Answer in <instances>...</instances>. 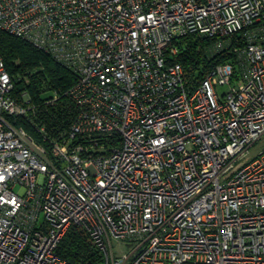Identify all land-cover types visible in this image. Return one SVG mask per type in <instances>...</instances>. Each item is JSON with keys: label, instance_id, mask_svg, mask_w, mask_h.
Instances as JSON below:
<instances>
[{"label": "built area", "instance_id": "2783aa9c", "mask_svg": "<svg viewBox=\"0 0 264 264\" xmlns=\"http://www.w3.org/2000/svg\"><path fill=\"white\" fill-rule=\"evenodd\" d=\"M0 31L75 78L34 99L0 56V264H82L71 228L100 264H264V0H0Z\"/></svg>", "mask_w": 264, "mask_h": 264}, {"label": "trees", "instance_id": "16d2710c", "mask_svg": "<svg viewBox=\"0 0 264 264\" xmlns=\"http://www.w3.org/2000/svg\"><path fill=\"white\" fill-rule=\"evenodd\" d=\"M187 49L176 58L188 71V77L200 76L201 67L206 62V53L193 38H184ZM181 42V43H182ZM203 42L202 47L207 45ZM0 56L5 62L6 69L14 76L15 90L26 89L34 99L38 98V87L44 81L59 91L71 85L75 78L64 67L57 64L49 54L7 33L0 31ZM195 70H198L195 72ZM28 79L25 83L24 78ZM73 106L67 99L60 100L55 106L48 107L43 116L48 119L47 127H68ZM29 130V128L27 127ZM59 255L70 262L82 264H100L101 255L96 251L88 236L78 228H71L58 247Z\"/></svg>", "mask_w": 264, "mask_h": 264}, {"label": "rangeland", "instance_id": "374dc122", "mask_svg": "<svg viewBox=\"0 0 264 264\" xmlns=\"http://www.w3.org/2000/svg\"><path fill=\"white\" fill-rule=\"evenodd\" d=\"M225 89H226V86L219 87L218 93L221 94L222 92L225 91ZM45 97H46V94L43 95V98H45ZM261 149H264V137H262L258 142L255 143V145L251 148L250 152L253 155ZM15 191H17V188L15 189ZM122 250H124L125 253L128 252L127 247L122 248ZM115 251H116V253L119 252L117 249Z\"/></svg>", "mask_w": 264, "mask_h": 264}]
</instances>
